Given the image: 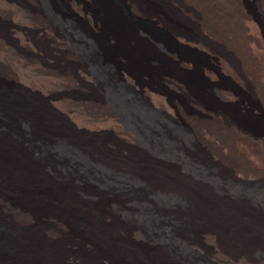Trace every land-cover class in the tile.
Returning <instances> with one entry per match:
<instances>
[{"label":"bare ground","instance_id":"bare-ground-1","mask_svg":"<svg viewBox=\"0 0 264 264\" xmlns=\"http://www.w3.org/2000/svg\"><path fill=\"white\" fill-rule=\"evenodd\" d=\"M136 14L213 56L190 63ZM0 112L105 137L36 141L34 157L0 134V219L18 234L0 237V264H264V0H0Z\"/></svg>","mask_w":264,"mask_h":264},{"label":"rangeland","instance_id":"rangeland-1","mask_svg":"<svg viewBox=\"0 0 264 264\" xmlns=\"http://www.w3.org/2000/svg\"><path fill=\"white\" fill-rule=\"evenodd\" d=\"M136 17H135V22L133 23V24H135L136 26H138V28H142L141 30H146V31H150V32H154L153 34H158V35H160L161 37H163V36H165V37H163V38H165L170 44H171V47H172V49H173V51L175 52V54L176 55H179L180 57H184V58H186V59H188L189 60V62L191 63V61H192V63H200V62H203V60H204V54H209L208 56H210V55H212L213 56V54H211V53H209L208 51H206V52H208V53H206L205 52V49H199V48H197V46L195 45H192V44H190V42L189 41H182V40H179V39H177L174 35H171L170 33H169V31L165 28V27H163L162 28V26H160V24H158L157 23V21H156V19H154L153 17H151V16H149V15H147V16H145V14H136L135 15ZM153 18V19H152ZM137 19V20H136ZM140 22V23H139ZM155 22V23H154ZM167 30V31H166ZM157 31V32H156ZM161 31V32H160ZM166 32V33H165ZM163 33V34H162ZM162 34V35H161ZM164 34H166V35H164ZM184 42V43H183ZM188 42V43H187ZM176 43V44H175ZM192 45V46H191ZM204 50V51H203ZM205 52V53H204ZM202 55V56H201ZM197 62H196V61ZM144 78H145V81L147 80V81H149V82H151L150 80V77H146V76H142V79L144 80ZM148 78V79H147ZM214 82H219L220 80L219 79H215V80H213ZM26 87V86H25ZM27 89V88H26ZM76 89H79V90H81L82 91V89L83 88H81L80 89V87H78V88H76ZM143 89V88H142ZM84 90V89H83ZM21 93V94H20ZM23 94V95H22ZM17 96H19V102L20 101H23V100H28V97H27V95H25L24 93H23V91H22V89H18L17 90ZM27 98V99H26ZM22 99V100H21ZM236 100L238 99V98H235ZM115 103V105L119 108V109H121V110H123V108H122V106L119 104V103H117V102H114ZM2 112H0V114H1ZM3 114V115H2ZM1 114V117H0V134L1 133H10V134H14L11 130H15L16 132H17V137H19L20 139L22 138L23 140H22V143H23V145H24V148H26L27 150H31L30 151V153L31 152H33V153H31L32 154V156H34L35 157V155H36V151H34L35 149L33 148L35 145L34 144H37V142H38V144L40 145H45V146H50V148H52L53 146L52 145H54L55 143H56V141L58 142V140H62V141H65L69 146H71L72 148H74V149H76L77 148V150L80 148V142L82 141V140H84V139H88V140H90V141H94V142H97V140H104L105 139V137L104 136H100V137H98V136H96V137H92V138H87V137H81V140L79 139L80 137H77V139H79L78 140V142H77V140H74V141H72V139H70V138H68L67 137V140H65V139H63V138H58L57 136H51L50 137V135L48 134V132H47V130H45V128H38V127H36V128H34L33 127V129L31 128V126L29 127L28 126V124H27V122H25V121H23V120H21V121H19V120H15L14 118H10V117H8V113L7 112H5V113H2ZM7 114V115H6ZM4 116V117H3ZM2 118V119H1ZM4 118V119H3ZM7 120H6V119ZM14 119V120H13ZM156 119L157 120H159V117H156ZM164 120V119H163ZM9 121V122H8ZM11 121V122H10ZM18 121V122H17ZM21 122V123H20ZM3 123H5V124H3ZM10 123V124H9ZM14 123V124H13ZM20 123V124H19ZM24 123V124H23ZM22 124V125H21ZM13 128V129H12ZM2 129V130H1ZM9 129V130H8ZM37 129H39V130H37ZM8 130V131H7ZM19 130V131H18ZM25 130H27V131H25ZM25 131V132H24ZM33 131H34V133H33ZM47 134V136H48V139H52L53 141L52 142H48V144H47V140H45V141H42L41 143H39L40 142V138L42 139V138H45V133ZM38 133V134H37ZM40 133V134H39ZM24 134H27V135H24ZM42 134V135H41ZM35 136V137H33V136ZM39 135V136H38ZM26 136V137H25ZM32 136V137H31ZM76 136V135H75ZM38 137H39V139H38ZM29 140V141H28ZM37 141V142H36ZM72 143H71V142ZM2 142V144L4 143L2 140H1V137H0V143ZM27 142H28V144H27ZM74 142V143H73ZM76 142V143H75ZM25 143V144H24ZM47 144V145H46ZM72 144V145H71ZM77 144L79 145L78 147H77ZM121 143H119V145H120ZM28 145H32V147H27ZM74 145V146H73ZM133 145H134V143H133ZM122 146V147H121ZM121 146L119 147V148H121V150H124L123 148L125 147L123 144H121ZM136 146V145H135ZM6 147H8V146H6ZM82 147V146H81ZM3 148V147H2ZM8 148H10L11 149V147H8ZM32 148V149H31ZM35 154V155H34ZM42 161V160H41ZM58 161L59 160H54V161H52L51 159H50V161H49V159L48 160H46V161H42L43 162V164H45V163H51V162H53V163H56V165H57V163H58ZM81 162H82V164H83V166L84 167H88V168H86V171H88V173L90 174V175H92V174H95L97 171H99L100 172V174L102 173L103 175H104V177H105V179L106 180H109V181H114V183H116V184H114V188H115V190H118V191H122V193L121 194H125L126 192H128V193H131L130 192V190H134L135 188V190L136 191H141V187H143L144 186V184H143V182L141 181V180H138V179H134L131 175H129L127 172L125 173V172H122L121 170H119V169H117L116 170V168H114V171L113 170H110L109 171V169L107 170V168L105 169V168H103V167H101V166H99L98 165V163H94L96 160H93V162L92 163H89L88 162V160L86 159V160H84V159H81L80 160ZM40 162V161H39ZM59 164V163H58ZM85 164V165H84ZM90 164L92 165V166H90ZM47 165V164H46ZM104 169V170H103ZM119 170V171H118ZM98 172V173H99ZM1 176H2V174H0V188L1 189H7V186H6V184L4 183L5 181H4V177H3V179H1ZM114 176V177H113ZM114 179V180H113ZM118 179H119V181H118ZM121 179V180H120ZM127 179V180H126ZM2 181V182H1ZM120 182H122V183H120ZM132 183V184H131ZM131 184V185H130ZM139 184H141V185H139ZM3 186V187H2ZM6 187V188H5ZM118 187H120V188H118ZM129 187V188H128ZM117 188V189H116ZM131 188V189H130ZM130 189V190H129ZM125 190V191H124ZM134 190V191H135ZM153 190V189H152ZM144 190H142L141 192H143ZM154 191V190H153ZM8 192H9V190H8ZM17 191H15V195H18V192L16 193ZM264 192H261V193H258V194H256V193H253V195H254V197H257V198H260V199H264V194H263ZM143 195H144V193H143ZM145 196H147V195H145ZM154 201L156 202V206L157 205H159L160 204V201H163V200H161V197H158L157 199H156V196H154ZM132 204V203H131ZM162 205V204H161ZM164 205H166V204H164ZM170 205V204H169ZM173 205V204H172ZM138 207L137 206H135L134 205V203H133V205H131V209H130V211L132 212V213H135V212H137V211H139L138 209H137ZM121 214H123V215H121L122 217L124 216V218H126V219H130L129 218V216H130V214H129V212L127 211V212H121ZM120 216V217H121ZM137 216V215H136ZM136 216H134V218H132L134 221V223H133V225H136L137 223H138V217H136ZM136 217V218H135ZM137 219V220H136ZM3 221H1V219H0V224L2 223ZM3 225H5V228H6V234H4V232L2 233V234H0V237L1 236H3V235H6V236H10V237H18V234L17 233H14L15 232V229H14V227L13 226H11V225H9L10 223H9V221H7V222H3L2 223ZM11 227H13V229L11 228ZM9 229V230H8ZM12 229V230H11ZM12 233H11V232ZM11 233V234H10ZM14 233V234H13ZM22 233H27L26 231H22ZM24 234V235H25ZM15 235V236H14ZM2 244H4V245H8V244H6V243H3L2 241H0ZM10 251V250H9ZM1 252H3V253H6L7 251H4V250H2ZM135 253V252H134ZM92 256V254H90V257ZM118 258H120L119 257V255L117 254L116 256L114 255V259L116 260V263L117 264H125L124 262L123 263H119V259ZM5 262L6 263H10V264H14V263H19V264H37V263H33L31 260H23V262H22V260H12V261H10V262H8V260H5ZM21 262V263H20ZM27 262V263H26ZM144 262H146V261H144ZM146 264H147V262H146Z\"/></svg>","mask_w":264,"mask_h":264}]
</instances>
